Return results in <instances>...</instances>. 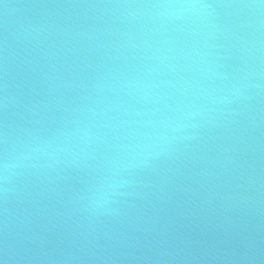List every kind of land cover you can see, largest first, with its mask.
<instances>
[{
    "label": "water",
    "instance_id": "water-1",
    "mask_svg": "<svg viewBox=\"0 0 264 264\" xmlns=\"http://www.w3.org/2000/svg\"><path fill=\"white\" fill-rule=\"evenodd\" d=\"M0 264H264V0H0Z\"/></svg>",
    "mask_w": 264,
    "mask_h": 264
},
{
    "label": "clouds",
    "instance_id": "clouds-1",
    "mask_svg": "<svg viewBox=\"0 0 264 264\" xmlns=\"http://www.w3.org/2000/svg\"><path fill=\"white\" fill-rule=\"evenodd\" d=\"M13 165L5 159L2 163H0V171L7 173V171L12 167Z\"/></svg>",
    "mask_w": 264,
    "mask_h": 264
}]
</instances>
